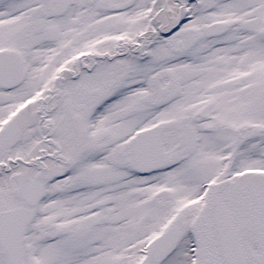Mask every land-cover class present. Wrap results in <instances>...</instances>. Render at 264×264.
Listing matches in <instances>:
<instances>
[{
	"label": "snow or ice",
	"instance_id": "obj_1",
	"mask_svg": "<svg viewBox=\"0 0 264 264\" xmlns=\"http://www.w3.org/2000/svg\"><path fill=\"white\" fill-rule=\"evenodd\" d=\"M0 264H264V0H0Z\"/></svg>",
	"mask_w": 264,
	"mask_h": 264
}]
</instances>
